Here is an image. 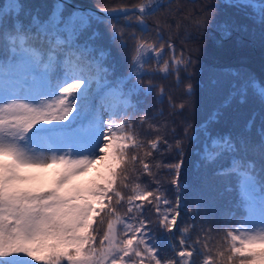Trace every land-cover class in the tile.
<instances>
[{
    "label": "snow or ice",
    "instance_id": "obj_1",
    "mask_svg": "<svg viewBox=\"0 0 264 264\" xmlns=\"http://www.w3.org/2000/svg\"><path fill=\"white\" fill-rule=\"evenodd\" d=\"M225 4L250 9L246 15L262 26L264 38V0ZM65 7L57 0L46 22L27 12L25 25L20 0H0V264H264V84L252 82L262 105L259 142L227 134L212 139L220 151L204 157L206 165L224 154L231 158L228 167H215L212 175L225 192L234 190L235 181L236 207L242 211L227 216L219 240L210 246L205 234L211 230L203 226L207 212L196 221L201 199L186 198L180 176L185 140L196 139L222 116L230 100L198 128L189 123L194 91L189 69L195 62L191 55L177 57L171 36L165 41L158 21L154 26L147 23L164 7L161 0L131 9L123 2L98 6L107 19L91 10L64 17ZM212 15L204 11L192 26L203 32ZM133 20L139 33L120 27L121 21L130 26ZM93 24L108 25L113 43L131 53L127 73H117L115 64L108 63L111 48L98 43L100 32L85 35ZM222 27L227 29V22ZM165 51L172 55L161 71L172 75L183 66L174 84L178 90L183 84L184 90L178 92V103L169 93L167 115L163 109L149 114L153 106L141 97L151 95L156 85L154 72L143 70L142 60L145 52L161 56ZM101 87L110 103L92 110V98ZM232 88L231 96L239 94L243 103L247 86ZM164 92L161 86L157 102H164ZM87 111H92L91 118L74 126ZM256 115L252 113L245 131L252 129ZM145 146L148 150L141 154L138 149ZM249 152L256 159H250ZM168 156L173 163H163ZM153 160L156 163H150ZM97 164L102 170L83 181ZM145 175L150 178L147 184L140 182ZM190 202L193 207H188ZM182 217L194 222L180 227ZM197 223L196 238L191 239L189 229L196 230ZM157 232L169 238L171 256L157 246ZM176 232L179 238L174 241Z\"/></svg>",
    "mask_w": 264,
    "mask_h": 264
},
{
    "label": "trees",
    "instance_id": "obj_2",
    "mask_svg": "<svg viewBox=\"0 0 264 264\" xmlns=\"http://www.w3.org/2000/svg\"><path fill=\"white\" fill-rule=\"evenodd\" d=\"M75 1L92 7H114L121 2L127 7L149 3V0ZM20 2L24 8L20 19L27 25L29 20L26 15L27 12L36 15L40 22H46L57 0H20ZM161 3L164 4V7L160 13L155 17L149 18L147 23L150 26H154L158 21L163 27L165 41L171 36L172 42L175 44L177 57L181 53L185 56L191 55L192 60L195 62L189 69L193 72L191 82L194 87L191 97L192 105L189 123L194 128H198L200 124L209 120V117L219 105L224 103L225 100H230L227 107L222 109V116L218 117L216 121L209 123L207 129L202 130L196 139L185 140V155L180 176L181 181L186 186V198L192 201L198 195L201 199V215L196 217V221L199 222L205 211L207 212L208 222L203 226L211 230L210 235L205 234V236L209 245L212 246L219 240L221 235L220 228L227 216L233 212L239 216L242 211L236 207L239 196L235 190V181H233L234 190L225 192L224 185L212 175L215 167H228L231 158L224 154L216 159L214 165H206L204 157L219 152L218 148L212 146L211 140L227 134L232 136L243 134L253 144L259 142L257 130L260 126L262 105L259 88L253 87L252 82L258 81L264 84V38L261 36L262 26L248 18L246 13L250 12V9L226 6L225 0H161ZM65 5L66 7L62 11L64 17H67L72 11L79 10L71 8L67 4ZM209 5H211L210 8L207 7ZM204 11L213 13L210 25L203 32H197L192 25L196 19L202 17ZM135 14H138V12ZM129 15H133V12L129 13ZM104 18L107 19V17ZM226 22L228 24L227 29L222 27ZM129 23L130 26L121 21L120 27H125L127 32H131L135 28L139 33V28L135 21L133 20ZM93 30L102 34L103 38L98 43L106 48H111V57L108 63L115 64L117 73H127L131 53L119 49L116 43H113L108 25L93 24L85 35L90 34ZM225 31L230 34L225 35ZM149 42H154V40ZM129 46L131 48V42H129ZM148 55H151L152 59H146ZM171 55V51H165L161 56H157L155 53H144L145 59L142 60V68L143 70L151 69L154 72L152 83L156 85L151 95L141 97L145 105L153 106L149 109V114L158 109H163L165 115H167L169 111V93L177 97L176 102L178 103V92L184 90L183 84L179 90L174 84L175 80L183 75V66H181L180 73H172V75H168V70L161 71L164 68V61L170 59ZM85 72L94 74V71L88 68H85ZM144 79L148 80L149 78L144 77ZM184 83L186 84L188 81L185 79ZM233 84L237 85V90L241 86H247L243 103L240 102L241 96L239 94L231 96L234 91L232 88ZM161 86L165 89L163 103L156 101V94ZM92 87L94 90L96 89L95 82ZM105 91L106 89L101 87L99 91L95 92L91 101L92 110L98 106L110 103V98L105 96ZM254 112L257 114L255 123L251 130L245 131V125ZM91 115L92 111L82 113L74 126L87 122ZM138 116L139 114L134 119L138 120ZM104 118H107L106 114ZM181 131L183 130L181 129ZM205 131L210 133L209 137L204 135ZM189 133L190 135L194 134L192 129H189ZM141 138H154V136ZM146 150H148L146 146L138 149L141 154ZM248 157L256 159L251 152H249ZM160 159L161 157L157 154L156 160ZM156 160L150 161V163L154 164ZM173 162L170 156L163 158V163L165 164ZM97 170H102L100 164H97L95 168L81 179L85 182L91 180ZM153 171H156V169L154 168ZM90 174L92 175L91 178ZM164 176L167 179H171L166 173ZM140 182L147 184L150 182V178L145 175ZM193 206L191 202L188 204V207ZM182 219L184 223H181L180 227H185L194 222L184 217ZM199 226V223H197L196 230L189 229L191 239L196 238ZM156 237L157 246L161 252L171 256L172 251L168 247L169 238L160 232L156 233ZM178 238L179 232H176L172 239L176 241ZM176 250L179 251V248Z\"/></svg>",
    "mask_w": 264,
    "mask_h": 264
},
{
    "label": "water",
    "instance_id": "obj_3",
    "mask_svg": "<svg viewBox=\"0 0 264 264\" xmlns=\"http://www.w3.org/2000/svg\"><path fill=\"white\" fill-rule=\"evenodd\" d=\"M61 2H64L65 4L70 6L71 8H77V9L82 10V11L91 10V11L95 12L96 15H100V16L106 17L104 13L98 11V7L97 6L96 7H92V6H89V5H86V4L83 5L81 3L76 2L75 0L74 1L73 0H61ZM144 4H147V3H144ZM128 8L131 9L132 6L128 7ZM129 13H131V11ZM263 54H264V52H263Z\"/></svg>",
    "mask_w": 264,
    "mask_h": 264
},
{
    "label": "rangeland",
    "instance_id": "obj_4",
    "mask_svg": "<svg viewBox=\"0 0 264 264\" xmlns=\"http://www.w3.org/2000/svg\"><path fill=\"white\" fill-rule=\"evenodd\" d=\"M89 176H90V178L92 177V175H91V174H90ZM34 264H35V262H34Z\"/></svg>",
    "mask_w": 264,
    "mask_h": 264
}]
</instances>
